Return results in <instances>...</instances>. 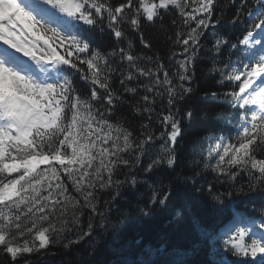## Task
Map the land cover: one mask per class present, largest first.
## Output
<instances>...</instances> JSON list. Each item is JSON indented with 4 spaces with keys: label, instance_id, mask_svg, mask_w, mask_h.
<instances>
[{
    "label": "snow or ice",
    "instance_id": "1",
    "mask_svg": "<svg viewBox=\"0 0 264 264\" xmlns=\"http://www.w3.org/2000/svg\"><path fill=\"white\" fill-rule=\"evenodd\" d=\"M165 13L175 15L169 66L137 53L128 39L132 30L151 49L142 23ZM217 25L240 26L242 35L233 43L217 33L210 49L227 53L210 71L229 85L222 95L234 112L182 166L177 105L193 91L201 38ZM96 33L107 35V48L93 46ZM117 104L143 118L138 129L116 115ZM158 107L159 136L152 130ZM183 117L191 121L193 111ZM206 171L214 182H201ZM199 195L221 219L211 228L194 222L197 242L125 243L116 264H190L201 247L202 264H264V0H0V253L11 264L22 257L29 264L27 255L54 244L70 250L83 242L91 254L98 238L115 231L121 200L139 225L174 198H182L175 216L191 217ZM234 197L250 209L238 210Z\"/></svg>",
    "mask_w": 264,
    "mask_h": 264
},
{
    "label": "trees",
    "instance_id": "2",
    "mask_svg": "<svg viewBox=\"0 0 264 264\" xmlns=\"http://www.w3.org/2000/svg\"><path fill=\"white\" fill-rule=\"evenodd\" d=\"M226 4V0H223ZM225 11L231 15L232 9L226 7ZM175 18L174 13H165L163 21H158L155 24L147 22L142 23L141 31L145 37L151 42L152 48L145 49L139 42V36L136 32L129 30L128 39L132 41L134 50L144 56L158 57L166 66L168 65V57L171 55V42L168 41L167 35L173 31L171 26L172 19ZM194 26V25H193ZM240 26L217 25L215 29H209L201 38L202 46L196 55V61L193 66L194 75L190 86L193 91L186 102L177 105L179 115L177 119L181 120L182 135L178 138L180 152V164L185 165L192 157L199 158L201 152V142L207 137L216 133L221 128L220 118L223 115H231L234 112L231 105L224 100L222 93L229 90L227 82H221L217 74L210 71L213 64L217 67H222L221 61L227 59V53L218 55L214 51H210L212 40L217 33L227 35L230 42L235 43L237 37L242 38L239 30ZM109 38L105 34L101 38L99 33H96V43L94 47L99 45L102 48H107ZM127 43V41L125 42ZM178 50V49H177ZM77 87L81 91L86 90L83 81L76 80ZM114 87L119 89V84L116 82ZM211 92L221 93L217 99H212L210 95L206 99L205 94ZM187 109L193 111L191 121L183 117V112ZM157 108L153 114L152 130L159 136L160 132L164 131L162 125L156 120V115L161 111ZM116 115L121 120L127 119L134 129H138L141 124L142 117H135L129 113L126 104H117ZM157 147L162 141L157 140ZM214 162V161H213ZM185 171H191L185 167ZM214 174L210 171L204 172L201 177V182L206 183L213 181ZM246 177L238 178V182H244ZM221 191L224 189L217 185ZM144 190L137 194L136 200L143 202ZM104 199L108 197L103 196ZM131 199V197L127 198ZM182 198H174L167 207H157L156 211L148 218L142 219V224L137 225L135 221L138 216L134 209L126 202L121 200L119 207L121 211L112 212L115 231L107 234L105 237L98 238L92 245L91 254L88 244L81 243L74 245L70 250H65L62 244L51 245L48 249H43L40 253L27 255L29 264H116L120 259V253L117 249L125 243L135 242L139 240L142 245H158L164 244L170 246L180 244L191 246L197 242V235L194 231V222L199 223L203 228H211L219 222L221 217L212 207L209 198L206 195H199L192 204V216H185L179 219L175 216V210ZM257 205L259 197L256 198ZM232 205L240 211L247 212L251 205L243 197H234ZM84 223H87V215L82 218ZM117 240L119 242H117ZM206 249L201 247L200 251L189 257L190 264H202L206 260ZM231 259V257H229ZM0 264H11L10 257L0 253ZM19 264H24V258L20 259Z\"/></svg>",
    "mask_w": 264,
    "mask_h": 264
}]
</instances>
